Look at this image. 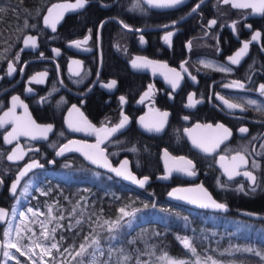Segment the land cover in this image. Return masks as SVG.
<instances>
[{
    "label": "flooded vegetation",
    "instance_id": "flooded-vegetation-1",
    "mask_svg": "<svg viewBox=\"0 0 264 264\" xmlns=\"http://www.w3.org/2000/svg\"><path fill=\"white\" fill-rule=\"evenodd\" d=\"M197 4L200 7L193 11ZM136 5L137 0H89L83 9L64 15L55 31L42 24L41 16L40 29L26 30L0 65V119L7 121L0 126V208L8 212L7 220L0 221V242L5 241L3 234L16 198L28 180L37 183L38 175L51 172L72 157L83 160L77 154L55 156L63 144L75 140L100 143L113 164L127 158L134 173L149 177L151 183L166 185L167 192L174 187L203 185L213 199L227 205V210L186 206L188 211L203 213L206 223L221 228L226 224L231 230L237 226L257 230L259 234H250L252 238L247 240L264 244V95L259 91L264 84V14L251 8H234L222 0H184L172 8H155L145 0ZM213 19L217 23L210 27ZM256 31L261 36L253 41ZM168 32L173 33L170 43L164 40ZM27 35L36 37L35 47L24 45ZM86 38L87 43L80 48L72 45V41ZM245 42H250L247 54L239 64H232L228 58ZM137 56L159 63L136 69L131 62ZM205 63L213 67H205ZM9 64L15 69L11 75ZM220 67L230 71L217 70ZM176 73L182 79L178 87H173L170 81L176 79ZM113 80L117 82L115 87H105ZM233 81L242 82L244 88L226 86ZM14 96L27 110L19 103L13 109ZM189 96L200 102L189 106ZM224 100L242 108L229 109ZM249 100L257 103L250 105ZM162 112L169 113L163 130L147 131L141 118L148 124L158 121ZM124 116L129 118L127 125L109 138L107 132L88 127L91 124L97 130H110ZM30 121L52 125L53 130L42 138ZM70 124L84 130L75 131ZM218 124L230 129L231 136L215 151H203L197 144L210 147L221 135ZM17 125L28 128L31 134L13 138ZM240 128L248 132L241 133ZM13 150L22 158L9 160ZM238 152L248 163L236 170L251 171L257 177L256 185L242 174L229 179L222 167L232 170L239 161L233 162L231 157ZM221 156L226 159L221 160ZM189 160L195 165V175L175 170L187 166ZM33 161L42 167L32 168L20 180L14 195L11 185L17 173ZM253 162L258 167L254 168ZM165 168L173 171L166 174ZM157 177L164 181H157ZM208 216L213 221H208ZM3 255L4 247H0V264Z\"/></svg>",
    "mask_w": 264,
    "mask_h": 264
},
{
    "label": "trees",
    "instance_id": "trees-1",
    "mask_svg": "<svg viewBox=\"0 0 264 264\" xmlns=\"http://www.w3.org/2000/svg\"><path fill=\"white\" fill-rule=\"evenodd\" d=\"M54 1L0 0V7L6 9L0 13V65L26 30L40 29L42 14ZM36 180L41 190L34 191L30 204L45 221L48 236L52 238L51 230L56 229L52 240L57 244L47 260L38 264H93L89 255L98 247L102 253L94 264H124L125 256L127 264H165L161 259L165 254L195 264L182 243L188 234L203 257L217 256L218 248L226 246L228 239L234 240L224 235L231 231L225 224L221 228L206 223L203 213H191L185 205L168 201L166 185L152 182L137 189L78 157L38 175ZM121 207L146 216V221L128 225L131 216L121 218ZM155 214L159 217L152 218ZM117 220L119 226L109 231L110 224L104 222ZM93 239H99L98 247L93 245L84 256H75L81 244H90Z\"/></svg>",
    "mask_w": 264,
    "mask_h": 264
},
{
    "label": "snow or ice",
    "instance_id": "snow-or-ice-1",
    "mask_svg": "<svg viewBox=\"0 0 264 264\" xmlns=\"http://www.w3.org/2000/svg\"><path fill=\"white\" fill-rule=\"evenodd\" d=\"M145 2L155 8H172L175 7L177 5L183 4L184 0H145ZM201 2H203V0H201ZM89 3V0H75V3H70V4H57V5H53L52 8L55 9H62V11L58 12L55 14H53L52 8H50L48 10V15L44 17V24L48 27H51L53 31L56 30V25L59 22L60 19H62L63 17V11H68V10H77V9H83L87 4ZM222 3L225 5H231L234 8H251L253 9L254 12L256 13H261L264 14V0H222ZM137 7L140 6V0H137ZM200 7V4H197L192 10L196 11L197 8ZM6 9L3 7H0V13L5 12ZM123 23V22H121ZM176 22L173 21V24H175ZM217 23L216 20H211L209 22V26L211 27L212 25H215ZM124 28L132 30L130 28V26L128 24H123ZM25 27H28L27 22H25ZM102 27V25H101ZM164 27H168V25H165ZM232 27L235 28V22L232 24ZM248 27L250 28L251 25H248ZM136 31H140V29H136ZM173 33L172 32H168L165 36H164V40L166 42L170 43V39L172 37ZM261 36V33L259 31H256L254 33V35L252 36V40L255 41L257 39H259ZM90 38V37H89ZM87 39L81 41V40H75L72 41V45L80 48L83 44L87 43ZM141 42L143 41V37H141ZM24 45L27 46H32L35 47L36 46V37L34 36H28L26 39H24L23 41ZM249 43L250 42H245L243 44V47L236 52V54L234 56L229 57L228 59L231 61L232 64H239L242 57L244 55L247 54L248 49H249ZM189 48L191 47V43L189 42ZM57 53L59 52V50H56ZM18 59V57H17ZM73 63L79 64V61H73ZM132 67L136 68V69H143V68H148L151 67L155 64H158V61H152L149 60L147 57H140L137 56L134 60H132ZM201 63H204L203 61H201ZM205 67H213V65L211 63H205ZM14 67L9 64V72L8 74L11 75V73L14 71ZM217 70L219 71H230V69L228 68H224V67H220ZM173 72H175V70H171ZM77 75H79V72L76 73ZM40 76H46L47 73H40ZM33 79H36L35 77H33ZM182 79V77L180 76L179 73H176V79H173L170 81V83L172 84L173 87H178L179 86V80ZM193 80H195V77H192ZM37 82H42V81H37ZM116 81L113 80L111 81V83L105 85V87L107 88H113L116 85ZM227 87H236V88H244V84L240 81H233L232 84L230 85H226ZM30 91V89H29ZM259 91L261 93V95H264V84H261L259 86ZM145 95H147V93H145ZM121 101H124L125 98L122 96L120 97ZM189 106H195L196 103H199L200 101H195L193 100L192 96H189ZM221 100H223V97H220ZM12 101H13V109L17 106V103H19L20 105H22L25 110H27V106L23 105V101L20 100L19 97H12ZM224 103L227 105V107L229 109H235V108H242L241 105L239 104H233L230 103L227 100H224ZM257 102L255 100H249L248 104L250 105H255ZM10 109V112L13 110ZM73 109L75 111H79V109H77L75 106H73ZM243 110V109H242ZM259 110V109H258ZM9 113H5V116H8ZM169 113L167 112H162L160 113V119L158 121H153L151 123L148 124H144L143 118H141V123L143 124V126L145 127V129L149 132H161L164 128V125L166 123L167 117H168ZM185 119H187V117H185ZM129 118L127 116H124L123 119L120 121V123L112 128V129H95L93 125L88 124L89 128H92L95 131H104L107 132L109 134L111 133H115L116 131H118L121 128H124L127 123H128ZM86 122V121H85ZM5 123H7V121L0 119V126H3ZM31 125L35 128L38 129V135L42 138H47V134L49 132H51L53 130V126L52 125H37L35 124V121H30ZM87 123V122H86ZM69 127H73L75 131H82L84 130L81 127H74L73 125H69ZM199 127V125H198ZM209 127H211L209 125ZM218 129L221 130V135L220 137L209 147L206 146L204 143H198L197 146L202 148L203 151L205 152H213L215 151V149L217 147H219V145L221 143H223L225 140H227L230 136H231V131L230 129H228L227 127H225L223 124H218L216 126ZM20 130H17V129ZM239 131L241 133H246L248 132L247 128H240ZM13 133H15V136H13ZM13 133H9V136H13V138H17L20 135H29L31 134L30 130L28 128H21L19 125H17V128L13 129ZM61 135H63V133H61ZM35 138V137H34ZM7 142H11L10 140H8V138H5ZM78 143L76 141H70L69 144H75ZM194 143H196V141H194ZM19 147V146H17ZM87 147L90 148H97L98 149V145H88ZM69 146L68 144H65L60 150L59 152H57V155H62L65 151V149H68ZM71 150V149H69ZM132 151H136L135 148L131 149ZM86 155H88L86 153ZM165 155L167 156L168 153L167 151H165ZM9 160H13V159H20L22 158L21 156H17L16 155V150H13V153L11 155H8L7 157ZM88 159H90L93 163H101V160H103V164L102 166L105 168H109L112 172H114L117 176L123 177V179L131 181L133 184L139 185L141 188H143L145 186V184L148 182L149 177L144 176L142 179H138L128 168V161L125 160L119 168L116 167H112L108 162L107 159L105 157H103V152L102 150H98L96 153L92 154V155H88ZM172 159H177L176 157H172ZM178 159L180 160H184V157H179ZM226 159V157L221 156V160ZM231 160L233 162L239 161V163H236L233 165L232 170H229V168L227 166H223L225 167V172H227L229 179H232L233 176L235 175H244L246 177L249 178V180L252 182L253 185H256V181H257V177L251 172V171H245L243 173H240L239 171H237L236 169L242 167V166H246L248 161L246 159V157L242 154H240L239 152L235 155L231 157ZM186 165L185 167H181L178 169H175L177 171H181L186 173L189 176L195 175L196 173L194 171H192V169L195 167V165L192 163V161H186ZM36 167H42V165H40L38 162L33 161L30 164H27L24 169L22 171L19 172L17 179L12 183L11 185V192L15 195L16 193V189L17 186L20 183V178H22L23 176H25L29 171H31L32 168H36ZM253 167H258V165L253 162ZM173 171L172 168H169V173H171ZM167 177H165L166 179ZM3 183V180L0 179V184ZM27 187H25L24 191L27 192ZM240 190H243V186H241ZM253 191H255V188L252 189ZM185 193H193V195H186ZM44 195H47V193H42ZM169 195L175 197L176 199L179 200H187L189 203H193V204H198L200 207L202 208H213V209H218V210H227V205L224 203H219L217 202L215 199H213L211 193L208 192L207 189H205L203 187V185H200L197 189H174ZM28 213H32L33 216L37 215V213L32 209L29 208L27 210ZM119 212L121 214V218L123 217H127V216H133L135 214V212H129L126 210V207H121L119 209ZM22 219L20 221L21 224H24V218L26 217L25 213H21L20 214ZM8 218V212L7 210L0 208V221H6ZM12 219H16V211L15 209H13L12 211ZM60 219H63V217H60ZM77 223H79V221H77ZM105 224H110L109 226V231H112L113 229L117 228L119 226V220H117L116 222L110 223L109 221H105ZM43 227V225H42ZM30 231V229H29ZM52 234L54 238V233L56 231L55 228H53L52 230ZM5 237H9V239L0 242V247H7V248H14L16 249L17 252H19L21 255H25L27 254L26 252L22 251V249L20 247H17V243H19V241L22 239L21 237V230L19 228L16 229L15 232V236H16V242H13V240L10 238L12 236V227L11 224H9V227L7 230H5L4 234ZM41 238L42 239H48V232L47 229H43V231H41ZM85 239L87 240L88 238L85 237ZM99 239H93L91 241L90 244H81L79 246V250L75 252V256H84L87 253L88 248L92 247L93 245H96L97 247L99 246ZM182 243L184 244L185 248H189L191 249V251L193 253H195V248L192 247V244L190 242V240L188 238H182ZM33 244L35 245V248H40L42 253L44 255H48L50 253V249L44 247L41 243H38L37 241H33ZM35 248H30L28 249L29 252L34 253L35 252ZM51 248L52 249H56L57 248V244L56 243H52L51 244ZM237 251H245V252H254L255 255H261L259 252H256L254 249L252 248H244V249H237ZM4 255H8L7 252H4ZM94 255V254H93ZM15 258V257H13ZM31 258V257H29ZM162 260L165 261V264H187V262L182 261V260H175L173 258L168 257L166 254L165 256L161 257ZM124 260V264H127L128 261V257L125 256L123 258ZM17 264H19V261L17 262ZM33 264H36L35 261H33ZM94 264V261H93ZM137 264H139V262H137ZM197 264H216V261L212 260L211 257H207L204 261H198Z\"/></svg>",
    "mask_w": 264,
    "mask_h": 264
},
{
    "label": "rangeland",
    "instance_id": "rangeland-1",
    "mask_svg": "<svg viewBox=\"0 0 264 264\" xmlns=\"http://www.w3.org/2000/svg\"><path fill=\"white\" fill-rule=\"evenodd\" d=\"M69 164V163H67ZM25 187H27V192L24 191ZM40 186L38 183L28 180L25 183L18 194L16 201H15V211H16V219H12V214L10 220L7 224H11L12 227V236L10 237L13 242H16L15 232L16 229L19 228L21 230V237L22 239L17 243V247H20L22 251L26 252L27 254L21 255L19 252L16 251L14 248H7L4 247V252H7L8 255H3V262L2 264H26L30 263L33 264V261L38 264L40 261H46L47 258L51 254V244L54 243L51 236H48V239L41 238V231L46 228L45 221L42 219L41 214L38 213V210L34 208L30 204V198L33 197L34 191H40ZM32 208L37 215L33 216L32 213H28L27 210ZM21 213H25L26 217L24 218V224H21L20 221L22 219ZM157 214L153 215L152 218H158ZM206 218V217H205ZM212 216H208L210 221H213ZM146 216L144 215H137L134 214L128 219V225L145 222ZM43 225V227H42ZM228 225H224L227 227ZM30 229V231H29ZM248 227H233L231 231L224 234L227 237L234 235V240L228 239L227 245L222 246L221 250L218 248L219 253L217 256L211 255L207 257H211L212 260L216 261V264H264V244L260 245L257 242L249 241L247 239L252 238L250 234H255L256 236L259 234V231H250ZM213 233V232H212ZM261 233V232H260ZM223 236V234L221 235ZM255 237V236H253ZM262 237L264 239V234L262 233ZM187 238L190 240L192 244V234H188ZM9 239V237H5V240ZM254 239V238H253ZM33 241H37L41 243L44 247L50 249V253L48 255H44L40 248H35ZM193 247V246H192ZM35 248V252H29L28 249ZM244 248H252L256 252H259L261 255H255L254 252H245V251H237V249H244ZM189 251V258L191 263L197 264L198 261H204L207 257H203L202 254H199L198 251L195 249V253L191 251V249L187 248ZM102 251L100 248H94V252L90 254L89 261H94L96 257L100 256ZM94 254V255H93ZM237 254V256H235ZM59 256V255H58ZM15 257V258H13ZM31 257V258H29Z\"/></svg>",
    "mask_w": 264,
    "mask_h": 264
},
{
    "label": "water",
    "instance_id": "water-1",
    "mask_svg": "<svg viewBox=\"0 0 264 264\" xmlns=\"http://www.w3.org/2000/svg\"><path fill=\"white\" fill-rule=\"evenodd\" d=\"M70 3H75V0H57V1H54L52 2L50 5L47 6V8L45 9L44 11V14L42 15V19H41V22L43 25L44 24V17L48 15V10L50 8H52L53 5H57V4H70ZM79 9L77 10H68V11H63V16L66 15V14H69V13H74L76 11H78ZM52 11H53V14L55 16L56 13L62 11V9H55V8H52ZM63 18V17H62ZM61 20V19H60ZM28 36V35H27ZM117 132V131H116ZM115 133H111L109 134L108 133V138L113 136ZM71 141H75V140H71ZM70 141L66 142L65 144H68L69 148L68 149H65L64 153L62 155H57V152H59V150L65 145L63 144L56 152L55 156L56 157H60V156H64V155H68V154H77L78 156H80L86 163L94 166L95 168H98V169H101L103 170L104 172H107L108 174L114 176L115 178L129 184L130 186L134 187V188H137V189H140L141 187L139 185H136V184H133L131 181H128V180H125L123 179V177H120V176H117L114 172H112L109 168H105L102 166L103 164V160H101V163H93L90 159H88V155H92L94 153H96L98 150H102L103 152V157H105L107 159V162L112 166V167H116V168H119L120 165L125 161L127 160L128 161V165H127V168L138 178V179H142L144 176L140 177L138 176L136 173H134L130 167V163H129V160L127 158H122L117 164H113L112 161L106 156V152H105V149L102 148V145L100 143H86V142H81V141H76L78 143H75V144H69ZM88 145H98V149L97 148H90V147H87ZM71 149V150H69ZM86 153L88 155H86ZM166 170V168H165ZM22 171V170H21ZM20 172V171H19ZM19 172L17 173L16 175V179H17V176L19 174ZM169 171L166 170V174H168ZM24 177V176H23ZM22 177V178H23ZM166 176H164L165 178ZM20 178V180L22 179ZM163 177H157L156 180L157 181H164ZM151 179L149 178L148 182L145 184V186L149 185L151 183ZM199 186H196V187H191V186H188V187H174V188H171L167 193H166V199L170 202H174V203H177V204H181V205H185V206H190V207H194V208H197V209H206V210H210V211H214V212H225V210H218V209H213V208H202L200 207L198 204H193V203H189L187 200H179V199H176L175 197L169 195L174 189H177V188H180V189H197ZM186 195H193V193H185ZM242 214L248 216V217H251V218H261V216L257 215V214H253V213H248V212H242Z\"/></svg>",
    "mask_w": 264,
    "mask_h": 264
}]
</instances>
